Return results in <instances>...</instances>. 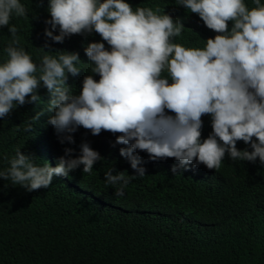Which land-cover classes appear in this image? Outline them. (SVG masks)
Wrapping results in <instances>:
<instances>
[{
    "label": "clouds",
    "instance_id": "obj_1",
    "mask_svg": "<svg viewBox=\"0 0 264 264\" xmlns=\"http://www.w3.org/2000/svg\"><path fill=\"white\" fill-rule=\"evenodd\" d=\"M196 13L215 33L203 47H187L176 40L184 26L160 7H135L127 0H48L50 19L45 35L63 43L74 34L93 31L102 38L84 48L90 72L82 89L73 92L67 80L77 76L82 63L75 51H51L34 62L21 46L13 17H27L21 0H0V27L8 26L10 42L0 61V118L18 105L40 102L42 85L50 95L46 112L61 143H74L80 127L92 135L107 131L116 135L120 155L134 174L110 168L105 184L122 197L131 180L146 169L135 153L144 151L151 161L174 158L171 171L203 164L218 171L227 153L232 161L264 165V3L252 0H176ZM229 22H232L229 28ZM189 23H194L192 20ZM58 29V34H54ZM109 48L105 47V43ZM166 73V75H162ZM169 79L171 83H169ZM175 115H169L165 112ZM37 113L26 122L30 132ZM211 116L212 132L201 140V117ZM255 138V139H253ZM243 141L248 148L238 149ZM53 167L37 165L34 154L21 148L0 170V178L27 191L49 188L54 176L67 177L83 165L91 174L100 153L82 142L80 155L65 148Z\"/></svg>",
    "mask_w": 264,
    "mask_h": 264
},
{
    "label": "trees",
    "instance_id": "obj_2",
    "mask_svg": "<svg viewBox=\"0 0 264 264\" xmlns=\"http://www.w3.org/2000/svg\"><path fill=\"white\" fill-rule=\"evenodd\" d=\"M21 2L28 16L13 17L10 23L18 27L21 46L33 61L39 63L45 54L40 48L51 55L75 51L82 63L77 76H68L73 92H80L86 75L99 80L90 72L84 51L88 43L102 40L99 34H74L63 43L54 42L45 35L50 27L45 23L50 19L48 0ZM127 2L134 9L164 8L183 24L176 42L187 47H203L217 34L176 0ZM246 3L252 6V0ZM10 39L8 26L0 27V61ZM38 95L40 102L18 105L0 118V170L9 166L5 157L14 156L17 148L38 157L37 165L54 167L65 148L74 149L71 155L76 157L81 143L87 142L102 159L91 174L83 173L81 165L67 177L54 176L49 188L35 191L0 178V264H264V165L258 159L234 162L226 153L218 171L201 164L178 168L176 174L171 171L178 164L174 158L151 161L146 152L137 151L145 175L131 180L124 196L117 197L105 184V172L112 168L114 174H134L120 155L126 146L115 143L119 133L102 130L92 135L80 127L72 134L74 143H61L45 111L50 95L42 85ZM37 113L42 114L32 121L30 132L25 131ZM201 119L203 140L212 132L211 116ZM237 148L251 151L243 141Z\"/></svg>",
    "mask_w": 264,
    "mask_h": 264
}]
</instances>
